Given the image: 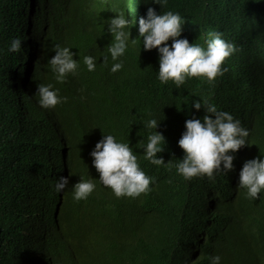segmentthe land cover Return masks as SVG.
Listing matches in <instances>:
<instances>
[{
  "label": "trees",
  "instance_id": "trees-1",
  "mask_svg": "<svg viewBox=\"0 0 264 264\" xmlns=\"http://www.w3.org/2000/svg\"><path fill=\"white\" fill-rule=\"evenodd\" d=\"M43 2L44 10L31 21L27 14L18 17L16 52H4L8 38L0 37V210L18 193L10 181L24 182L27 175L49 169L59 176L68 171L71 185L89 173L85 151L104 134L129 143L153 186L142 198H117L97 183L77 210L62 207L57 218L51 193L33 197L23 229L14 228L18 221L12 225L1 211L0 264H209L210 256L225 260L227 254L230 264H264V192L251 200L238 189L243 163L264 155V0H167L163 8L151 0ZM150 6L158 13L179 12L185 19L182 37L189 43L203 46L210 31H220L236 48L222 65L228 70L212 84L196 77L179 89L171 81L161 84L157 50H144L137 37L138 19ZM117 14L130 22L125 30L131 37L120 58L124 67L113 73L119 61L107 51L112 39L107 27ZM4 19L0 8V30ZM56 44L69 47L78 60L76 74L63 83L55 81L47 63ZM85 55L96 58L94 71L86 69ZM35 83L51 84L67 99L42 109L35 103ZM199 98L240 120L249 130V144L233 154L226 174L186 181L175 168L183 155L176 130L184 131L189 114L204 115L191 108ZM39 111L56 118L66 134L61 143L54 144L50 130L35 120ZM150 118L165 131V150L158 156L167 165L143 157L142 145L153 131L143 122ZM108 203L116 209L104 210Z\"/></svg>",
  "mask_w": 264,
  "mask_h": 264
},
{
  "label": "clouds",
  "instance_id": "clouds-1",
  "mask_svg": "<svg viewBox=\"0 0 264 264\" xmlns=\"http://www.w3.org/2000/svg\"><path fill=\"white\" fill-rule=\"evenodd\" d=\"M151 3L163 8L167 0H151ZM53 6L54 4L49 5V12ZM0 8L5 13L0 37L8 38L3 45V51L14 53L20 46L16 38L19 37L16 28L18 17L27 14L31 21L37 12L44 10L45 5L43 0H0ZM184 21L179 12L168 10L158 13L154 7L150 6L147 8L146 16L138 19L137 37L142 39L144 50H157L159 68L156 78L161 84L171 81L179 89L187 79L193 77L203 78L207 83L212 84L216 77L222 76L228 70L222 65L225 59L236 51V48L231 41L223 38L220 31H210L203 46L189 43L186 37H182ZM129 25L130 22L125 14H117L108 21L107 32L112 39L107 51L113 61H119L112 65L113 73L124 67L120 58L129 48L131 35L125 30ZM169 40H171L170 44ZM131 41L137 42L132 38ZM53 50L55 54L48 59L47 63L55 81L63 83L69 74H76L78 60L73 59L74 54L67 46L61 47L56 44ZM103 62L107 64V57H104ZM83 63L88 71H94L96 58L85 55ZM27 67H31L30 64ZM33 89L35 103L42 109L53 108L67 99L59 96V90L53 88L51 84L35 83ZM191 108L202 109L204 115L197 118L193 113L189 114L184 122V131L180 126L177 127L176 133L181 134L177 145L182 149L183 155L175 164V168L186 181L193 177L205 176L212 180L215 174L221 172L226 174L233 168V154L239 148L249 144L247 140L249 130L241 124L240 120L235 119L229 112L218 109L207 98L192 100ZM35 120L50 130L54 144H59L65 139L66 134L57 125L54 116L48 115L45 111H39ZM143 123L146 129L153 130L148 133L146 143L142 145L144 159L152 165H167L169 161L165 163L163 157L158 156V153L165 150L166 145V139L162 134L165 132L164 129L157 130L160 121L150 118ZM63 150L66 156L67 144L64 145ZM85 153L90 159L92 169L71 185L68 183V171L59 176L49 169H40L27 175L24 182L10 181L18 193L1 203L0 214L1 211L5 212L12 225L18 221L14 228L23 229L24 218L30 217L33 211L31 204L33 197L51 193L52 198L57 200L55 205L57 218L62 207L77 210L79 203L85 201L97 190V183L110 188L117 198L122 196L142 198L146 196L143 194L151 192L153 177L148 172V168H140L137 156L129 143L118 141L112 134H104L97 143L90 142ZM238 189H244L245 198L251 200H256L258 193L264 192V155L243 163L239 172ZM67 198H72L73 201ZM115 209L111 203L104 206V210ZM50 226L60 228L57 223ZM230 255L227 254L225 260L220 255L210 256L209 264H221L222 260L224 264L226 262L230 264Z\"/></svg>",
  "mask_w": 264,
  "mask_h": 264
}]
</instances>
